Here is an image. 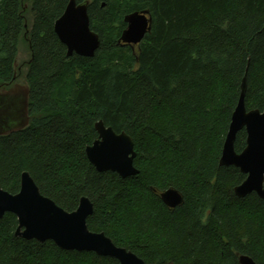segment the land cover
Masks as SVG:
<instances>
[{"label":"trees","instance_id":"1","mask_svg":"<svg viewBox=\"0 0 264 264\" xmlns=\"http://www.w3.org/2000/svg\"><path fill=\"white\" fill-rule=\"evenodd\" d=\"M89 2L94 57L67 56L54 23L69 0H0V92L14 82L30 6L28 124L0 135V187L20 189L28 172L41 194L67 212L94 206L90 231L104 233L145 264H264V201L234 188L245 179L219 165L246 76L247 110L264 111V0H76ZM148 11L151 31L133 50L118 40L124 17ZM102 121L134 142L138 174L98 173L85 149ZM246 145L240 131L235 151ZM177 190L167 208L160 193ZM0 219V264H119L90 252L15 237Z\"/></svg>","mask_w":264,"mask_h":264},{"label":"water","instance_id":"2","mask_svg":"<svg viewBox=\"0 0 264 264\" xmlns=\"http://www.w3.org/2000/svg\"><path fill=\"white\" fill-rule=\"evenodd\" d=\"M89 2L69 0L63 14L54 23V32L66 47L67 56L73 54L94 57L101 39L90 28ZM126 28L118 40L120 45L138 46L150 33L152 18L148 11L134 12L124 17ZM246 76L240 96L232 113L219 165L235 167L246 179L234 188V194L244 198L252 193L264 201V111L247 110L245 106ZM28 124V90L15 86L0 92V135L23 130ZM97 139L85 149L89 163L98 173L111 172L125 179L138 174L134 166L136 152L133 139L125 132L116 133L102 121L94 125ZM246 133V145L237 153L235 142L240 131ZM160 199L169 209L183 204L182 195L175 189L160 193ZM94 206L87 197H81L77 209L67 212L41 194L28 172H23L20 189L10 194L0 187V219L6 214L17 218L15 237L38 243L53 242L64 251L90 252L109 257L119 264H145L133 252L116 246L104 233L89 230L88 218ZM239 264H256L250 257L239 256Z\"/></svg>","mask_w":264,"mask_h":264},{"label":"rangeland","instance_id":"3","mask_svg":"<svg viewBox=\"0 0 264 264\" xmlns=\"http://www.w3.org/2000/svg\"><path fill=\"white\" fill-rule=\"evenodd\" d=\"M29 11H30L29 4L24 3V9L22 10V12H23L24 25H25L26 30L22 33L19 39L18 52H17L16 62H15L16 78L11 85V89L14 88L15 86H20L23 88L27 86L26 85V74L28 71V64L31 58L28 38H29V30H30L31 23H32V18H31Z\"/></svg>","mask_w":264,"mask_h":264},{"label":"flooded vegetation","instance_id":"4","mask_svg":"<svg viewBox=\"0 0 264 264\" xmlns=\"http://www.w3.org/2000/svg\"><path fill=\"white\" fill-rule=\"evenodd\" d=\"M136 47V46H135ZM135 47H132V49L134 50L135 49Z\"/></svg>","mask_w":264,"mask_h":264}]
</instances>
